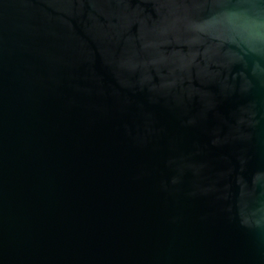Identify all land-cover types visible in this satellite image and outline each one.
Instances as JSON below:
<instances>
[{
	"label": "water",
	"instance_id": "95a60500",
	"mask_svg": "<svg viewBox=\"0 0 264 264\" xmlns=\"http://www.w3.org/2000/svg\"><path fill=\"white\" fill-rule=\"evenodd\" d=\"M0 264H264V0H0Z\"/></svg>",
	"mask_w": 264,
	"mask_h": 264
}]
</instances>
